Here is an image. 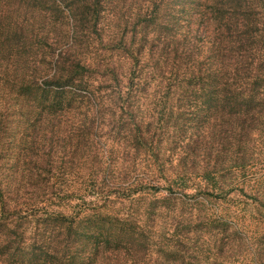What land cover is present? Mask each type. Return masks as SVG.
I'll use <instances>...</instances> for the list:
<instances>
[{"label": "trees", "instance_id": "16d2710c", "mask_svg": "<svg viewBox=\"0 0 264 264\" xmlns=\"http://www.w3.org/2000/svg\"><path fill=\"white\" fill-rule=\"evenodd\" d=\"M258 136L264 0H0V264L255 255Z\"/></svg>", "mask_w": 264, "mask_h": 264}, {"label": "rangeland", "instance_id": "374dc122", "mask_svg": "<svg viewBox=\"0 0 264 264\" xmlns=\"http://www.w3.org/2000/svg\"><path fill=\"white\" fill-rule=\"evenodd\" d=\"M258 144H259V149L260 150V156L258 158H263L264 161V138H260L258 136ZM258 166V165H257ZM255 166H253L252 172L255 171ZM258 173L259 174H264V165L262 167L258 166ZM244 210H242L241 208L238 210V213L240 214L238 218L234 219L235 222H237L239 225L244 226V222L249 220V218L244 217V215H247V212H244V215L242 214ZM249 217V216H248ZM258 224V223H257ZM256 223H251V225L254 227L257 226ZM260 226V225H259ZM262 230H264V226L263 228H258V234H262V235H258L257 239L254 241L253 239H250L249 242L254 243V246H252L253 248H255V255L252 254L251 251V247L246 249L243 248L241 249V245L240 244H236L234 243V246L236 248H234L233 250H231L230 252H225L221 259H219L220 261L224 262V264H264V233ZM248 231V228H247ZM249 242H247V244H249ZM256 242V243H255ZM258 244V246L256 245ZM258 249V250H257ZM225 258H226V263H225Z\"/></svg>", "mask_w": 264, "mask_h": 264}]
</instances>
